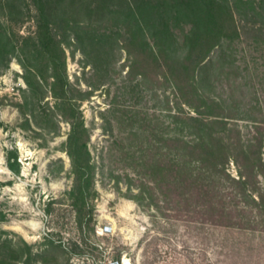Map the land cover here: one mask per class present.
Returning <instances> with one entry per match:
<instances>
[{
	"label": "rangeland",
	"instance_id": "374dc122",
	"mask_svg": "<svg viewBox=\"0 0 264 264\" xmlns=\"http://www.w3.org/2000/svg\"><path fill=\"white\" fill-rule=\"evenodd\" d=\"M146 1L182 42L194 19L173 17L172 0ZM127 3L0 0V264H264L263 18L234 15L232 71L218 80L214 60V87L200 84L199 94L234 105L222 137L239 143L237 162L224 161L228 177H204L183 144L194 137L174 118L192 108L159 78ZM39 4L64 22L47 52ZM74 124L88 167L72 195ZM104 226L111 231L100 234Z\"/></svg>",
	"mask_w": 264,
	"mask_h": 264
},
{
	"label": "trees",
	"instance_id": "16d2710c",
	"mask_svg": "<svg viewBox=\"0 0 264 264\" xmlns=\"http://www.w3.org/2000/svg\"><path fill=\"white\" fill-rule=\"evenodd\" d=\"M126 1L129 3H127V14L130 17V26L133 24L135 29L132 28V32H137L138 36H141L143 47L147 48L153 56L157 69H159V78L169 82L175 95L184 101L182 103L192 108L194 115L184 113L180 109L174 118L186 123L185 127L194 137L190 144H183L189 146L190 154L195 157L193 162L200 164L198 173L207 177L215 172L219 173V177H228L224 169V161L232 158L234 162H237L234 152L238 151L239 143L231 141L224 144L222 130L226 128L227 122L237 119L234 114L236 109L234 105L226 107V101L219 99V95L213 97L210 94H199V87L201 82L207 84L210 89L214 87L212 82H206L209 78L207 70L214 66V60L220 64L217 79H228L232 71L231 66L234 65V57L232 52L227 51L228 47L225 49V46L241 37L240 27L234 15H242L241 11L246 10L251 13L252 18L262 17L263 21L259 26L264 27V0H172L174 1L173 17L182 15L194 19L190 22V30L183 37L182 42L175 39L167 19L161 17L160 22L154 20L153 16L156 13L159 17L163 16L164 12L159 11L160 8L154 7L146 0ZM37 9L36 37L42 51L47 52L58 46L55 38L63 28L64 22L58 18L51 22L42 4H39ZM251 26L250 29H244V31L255 28L254 24ZM260 30L261 28L258 32ZM128 38L130 41L133 39L131 35ZM215 48L218 51L216 56L211 58L210 53ZM126 49L129 51V48ZM201 70L206 72L204 77H201L203 72ZM81 127V124L72 126L66 150L73 166L72 195L80 194V186L88 167L87 159L76 157L78 148L75 149L73 145L78 137L77 130ZM83 154L88 156V151L84 149ZM10 168H13L12 164ZM203 169L205 171L200 172ZM117 259L120 257L118 256Z\"/></svg>",
	"mask_w": 264,
	"mask_h": 264
},
{
	"label": "built area",
	"instance_id": "2783aa9c",
	"mask_svg": "<svg viewBox=\"0 0 264 264\" xmlns=\"http://www.w3.org/2000/svg\"><path fill=\"white\" fill-rule=\"evenodd\" d=\"M111 231V228L110 227H108V226H104V227H102L101 229H100V234H107V233H109ZM121 261L122 260H118V259H116V260H110V261H108L107 262V264H121Z\"/></svg>",
	"mask_w": 264,
	"mask_h": 264
},
{
	"label": "water",
	"instance_id": "95a60500",
	"mask_svg": "<svg viewBox=\"0 0 264 264\" xmlns=\"http://www.w3.org/2000/svg\"><path fill=\"white\" fill-rule=\"evenodd\" d=\"M121 264H131L130 260L122 259Z\"/></svg>",
	"mask_w": 264,
	"mask_h": 264
}]
</instances>
